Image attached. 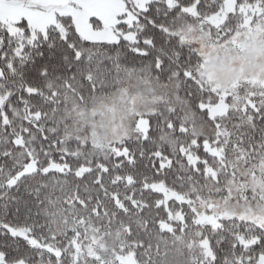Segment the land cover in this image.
Segmentation results:
<instances>
[{
	"label": "snow or ice",
	"instance_id": "1",
	"mask_svg": "<svg viewBox=\"0 0 264 264\" xmlns=\"http://www.w3.org/2000/svg\"><path fill=\"white\" fill-rule=\"evenodd\" d=\"M0 264H264V0H0Z\"/></svg>",
	"mask_w": 264,
	"mask_h": 264
}]
</instances>
